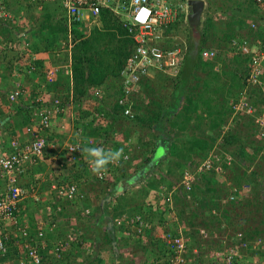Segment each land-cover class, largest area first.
<instances>
[{"label": "trees", "instance_id": "16d2710c", "mask_svg": "<svg viewBox=\"0 0 264 264\" xmlns=\"http://www.w3.org/2000/svg\"><path fill=\"white\" fill-rule=\"evenodd\" d=\"M121 1L127 2V0ZM172 1L174 2L175 0ZM180 1L183 2L184 0ZM32 4L42 9L44 18L41 26L43 27H46L47 22L50 21L49 18L51 16H47L50 11L56 13L60 12V16L57 19L58 22L56 21L50 29L47 27L48 31L46 32L47 35L44 40V47L48 48L50 56L48 64H66L68 61L66 57L68 58L69 54L70 71L66 72L61 69L55 74V77L49 81L46 77L48 64L46 65L42 58L38 56L39 47L37 48L36 46L32 49L28 45L20 52L17 51L18 59L22 62H20V64L18 63L16 68H14L10 64L12 60H8L0 77L14 83L18 81L17 77L22 76L27 79L28 83L33 85L34 91L32 93L30 92L31 99H25L28 103H23V106L17 105V110H15L13 115L6 113L8 115L5 116L0 110V114L5 121L4 124H6L8 128L29 124L32 113L40 106V102L36 101L40 93L44 92L46 98L45 102H43L44 104L49 103V94L63 101L62 93L64 91L62 90L63 92L59 93V85H64L65 92L66 89H71L72 99L70 101L73 104V110L78 111V117L88 122L86 124L95 123L94 112H98L102 115L101 117L104 123L102 127L94 132L96 136L92 141H88V139H90V134L88 132L84 135L83 138L86 140V143L79 145V151H75L76 154L74 157L69 156L70 154H68L70 158L64 157L65 162L63 163L62 170L67 169V175H64V179L51 180H55L58 184L62 182L73 183L83 196L71 200L60 197L55 200V208L51 215L62 216L63 219L61 221L54 217L52 219H42L44 221L48 243H45L47 246L46 249H41L40 243L37 242V246L42 255L41 264H44L45 259L48 257H50L49 259H55L64 264L74 263V259L78 258L79 253H81L80 250L85 251L81 248L78 241L70 245L62 258H55L50 253L51 242L55 239L65 237L72 231H81L80 238L83 240L96 241V245L93 246V251L88 254L85 259L83 258L80 264H97L95 263L96 259L98 263L101 262V258L99 257L101 246L103 247L105 244H108L115 248L116 244L118 245V233H121V228L125 225H120L118 227L116 220L121 219L120 217L122 214L125 212L129 214L139 212L146 215V213L151 212L150 217H154L151 206H146L143 204V201H136V199L133 200L134 203H132V206H125L118 201L115 204H110V202H108L107 205L109 206V210L106 211V199L102 197L103 206L99 216L96 215L99 206L96 204L92 205L93 207L91 206V201L97 200L103 194L112 196L113 190L108 187L109 185L113 186V184L106 178V169L102 172L101 176H98L97 173L91 170L89 165V160L91 158L84 149L91 147L93 143L99 145V139L102 138L103 140H112L111 136L119 131L124 135L122 140L125 139L127 141L131 139L132 134H138L135 127L140 128L139 133L143 129L149 130L146 141H143L141 137L136 135L135 139L138 141L137 147L129 148L128 146H124L123 148L125 150L123 151L125 152H122L120 159L109 163L107 166H120L124 171H127L131 167L132 171L146 174L145 169H147L148 166L150 168L151 165H155L157 161L153 163L155 154L157 153V147L160 145L167 154L163 156L167 158L168 156L171 157V166L170 164L166 165L165 162L167 158H165L160 166L157 165V171L152 170L151 174L146 177L147 186L145 190H143L142 196H145L146 190L148 191L149 188H153L155 185L163 184L166 180L172 183L173 178L177 180V173L179 174L183 168L195 162L193 156L197 155L199 158H202L208 153L210 148L215 145L222 150V154L227 152L233 157V164L237 166L235 168V175L230 177L227 182H224L226 180L220 182L218 180L219 177L214 174H202L198 183L194 184L188 192H182L184 196L180 199L182 201H180L177 196L174 197L175 201L179 204L175 214L181 222H185V224L190 227L189 232H187L192 237L193 244L198 245L199 252L197 254V260L195 259L196 264H213L208 256L209 253L206 250L204 251V249H200L201 245L202 247L207 245L209 250L219 249L220 246L222 247V242L219 238H214L213 233H219L221 229L226 227L228 230V226H232L233 231L241 230L242 240L247 242L258 237L262 239L263 245L261 248H258V250H253L248 246L247 256L252 259V255L256 252V264H264V154L261 153L264 149V138L258 139L256 137L257 130L250 116L233 114L228 103V98L235 96L244 85L243 80L248 67V64H246L247 59L238 55L232 59L225 60L219 53L213 60L198 61L199 51L210 45V42L209 44L207 42L208 38L219 41L220 46L224 45L225 49L226 42L233 37L239 29L247 27L245 17L239 16L236 13H229L228 17L230 20L224 23V31L218 36L219 38H213L212 35L209 37L210 29L213 28V23L210 20V16L206 14V16H208L207 25H204L203 36L199 39L197 52L195 53L193 51V41L190 31V34L187 35V39L189 38V42L190 44L192 42V44L187 47V49H184L183 62L177 75L174 77L164 76L166 79L160 76L161 78L158 83H154L166 87L167 85H163V82L172 80L171 91L168 93L171 94L168 95L170 97L166 98V100L161 97L164 103L155 100L154 90L151 87L153 79L143 77L139 82V88L133 92L131 97L133 116L129 117L123 114V106L119 105L116 98L121 95L122 91L120 71L126 58L131 53L134 41L127 34V29L122 25L120 14L115 13L110 6H101L98 15L100 25L95 24L90 28V31L85 34L84 32H79L78 26H80V24H78V22L72 21L69 28V22L63 15L64 8L59 0L44 2L34 0ZM239 5L240 4H231V8L237 9ZM47 6L52 8L48 9ZM256 8L257 7L253 6L249 1L245 9L247 12H256ZM183 20L182 18L179 19V25H177V22L175 28L183 25ZM185 29L184 26V30ZM69 33H71V35H69ZM249 35L263 39L264 24L259 25L258 28L253 31H249ZM69 43H71L70 47L68 46ZM164 46L171 48L177 47L167 44ZM220 51L221 48L218 49V52ZM62 55H65L63 62L61 61ZM218 63H220V66L218 69H215ZM30 69L31 71L28 72L27 70ZM198 69L205 73L202 77L194 73ZM157 75L159 74H156V76ZM261 79L264 82V78ZM19 83L21 84V82ZM200 84L201 86H199ZM100 85H102L103 91L105 89L106 92L103 96L96 97L90 92V89L101 87ZM21 88L27 89L23 84H21ZM150 91V97H153V99L149 100L148 104L152 101L157 106L156 110L148 107V105L140 107L136 101L144 92L148 93ZM247 93V97L251 104L260 110L264 103L261 87L258 84H254L248 88ZM65 94L68 96L67 93ZM23 97L24 95H22L20 99ZM180 97H182V99H180ZM91 99L95 101V105L98 102L92 109L88 106ZM14 103L16 102L12 104ZM103 105H106V107ZM58 115L68 116L63 113L56 114V116ZM9 117L11 120H9ZM107 118L111 119L109 130L108 128L107 130L104 129V125L107 121L109 122ZM74 121L76 125L81 128L83 126L87 128L88 126L80 121ZM115 123L120 126L119 130H113ZM227 124V129L222 131V125ZM236 125H238V127H236ZM96 126L97 125H95V127ZM131 129L136 133H131ZM119 145H122V143H119ZM114 149L112 151H116V148ZM124 154L128 156L126 163H123ZM130 156L131 158H129ZM228 182L238 187H240L242 183L248 184L250 187L249 193L251 195L241 198L240 200L224 201V195L227 193L228 189ZM260 183L262 185H260ZM216 184L221 185H219V189ZM96 189L99 190L100 195H94L93 199L89 201V192ZM75 204L81 206L80 211L74 209L73 212H70V206ZM89 205L91 210H89L88 214H83L85 206ZM236 205H244L247 208V210H245L246 213H249L247 219H250L253 225L248 226L247 224L246 226V224H243V222L247 220L245 219L246 217L243 216H238L239 221H235V224L232 223L231 214L236 208L233 209V206ZM189 206L190 208L193 207V209L190 210ZM204 208L208 211L214 208L217 213L204 214ZM257 212L260 213L259 217H257ZM104 214L110 215L107 219V221L110 222L109 225L101 220V215ZM83 217H85L86 220L87 218L90 220L84 222ZM161 217L163 216L159 214V219ZM196 217L200 219L198 225L207 228L209 232H211V236L208 239L202 240L199 237L200 241H198L197 229H193L197 224ZM29 221L32 222L31 218ZM52 224L54 225L52 226ZM173 226H178V223L173 222ZM172 231L175 232V229L173 228ZM136 241L139 242V240ZM140 244L139 242L138 245ZM156 245L160 247L161 243L157 241ZM22 253V249L18 250L17 247L11 244L3 259L9 260L12 264H17V258L22 255ZM119 255L117 258L119 259V264H127V261H124L125 259ZM46 263H48V261Z\"/></svg>", "mask_w": 264, "mask_h": 264}, {"label": "built area", "instance_id": "2783aa9c", "mask_svg": "<svg viewBox=\"0 0 264 264\" xmlns=\"http://www.w3.org/2000/svg\"><path fill=\"white\" fill-rule=\"evenodd\" d=\"M59 1L64 8L63 15L69 22V28L72 21L78 22L80 25L85 21L88 25L96 24L101 6H110L115 13L120 14L122 25L127 29V34L133 39L134 44L120 71L122 91L121 95L117 97V102L123 106V114L132 117L131 97L137 89L136 87L139 86L141 78L150 76L155 71H174L181 62L180 49L165 47L160 44L159 40L174 29L179 19L186 20L187 5L185 2H173L172 0ZM256 1L260 2L261 0ZM13 17L12 12L5 6V2L0 0V19L8 20ZM246 25L245 32L239 29L226 42L229 55L244 56L248 59L249 64L243 80V87L235 96L228 98V103L233 114L252 118L257 130L256 137L262 139L264 138V103L258 110L249 101L247 91L250 86L258 84L264 97V82L261 79L264 78V43L254 45L251 40L253 38L249 35V31L257 29L261 24L258 25L257 21L249 19L246 21ZM68 46L70 47L71 43ZM11 48L8 46L0 50V58ZM18 51L20 52V50ZM216 54L217 50L213 48H206L200 52L202 59H213ZM67 60L66 64L47 65L46 77L49 81L61 69L66 72L70 71L69 54ZM27 71L30 72L31 69ZM27 92L26 88H21L19 81H15L12 89L7 93V101L11 104L17 102ZM92 93L97 97L101 95L102 90L100 87H96ZM43 94L40 93L36 98V101L40 102V106L32 113L30 123L23 126L20 132H11L6 145L1 143V137L8 131V126L4 124L5 121L0 114V264L8 263V260L3 259V257L7 254L11 244L23 251L22 255L17 258V264H41L42 255L37 242L40 243L41 249L47 248L45 243L48 239H46L44 221L38 219L33 222L32 226V222L28 219L20 220L17 216L18 205L26 198L29 191L22 180L28 178L31 167L37 160L45 156L47 148L50 147L46 132L50 128L53 118L59 113L71 115V110L66 102L49 94V103L44 104L46 98ZM101 116V114L94 113L95 122L98 126L104 124ZM226 128L227 125H223V129ZM79 145L77 142L73 143L68 140L64 142L61 150L66 157L68 154L74 157L75 151H79ZM261 153L264 154V149ZM125 158H127L126 154L123 155V159ZM233 161L234 159L229 153L224 152L222 154L220 148L216 149V145L213 146L204 157L183 168L169 189L160 184L151 188L147 203L151 206L152 211L157 212L154 217L139 212L132 214L125 212L121 215V219L116 220L118 227L125 225L121 228L120 235L127 238L128 242L138 238L145 240L146 243L155 240L161 243L159 250L142 264H196L199 248L198 245L193 244L192 237L188 234L190 228L180 223L173 227L170 220L171 215L175 217L172 206L173 192H188L194 184L200 181L202 174L210 173L217 177L224 176L226 171L228 172L229 169L233 168ZM101 174L99 173L98 176ZM228 184L230 190L224 198V201L227 202L240 200L243 196L242 189L244 188L246 191L250 189L246 183H242L240 187L232 183ZM50 187L55 197L52 202L45 205L47 214L54 211L56 199L64 197L71 200L83 196L73 183L62 182L58 184L54 180L51 181ZM205 211L210 214L217 213L214 208L209 211L204 210V213ZM159 214L163 216L160 219ZM173 228L175 232L172 231ZM220 231L213 233V236L219 238L222 247L209 250L207 245L204 247L201 245L200 248L209 253L210 261L213 264H242L241 261L247 257L248 246L253 250H258L263 245L260 237L250 241L251 243L242 240L241 230L228 233L229 231H225L224 228ZM79 236L80 232L72 231L63 238L53 240L50 253L55 258H62L65 251L76 241L82 247L88 248V244L83 242ZM210 236L211 232L207 228L198 229V241H200L199 237L204 240ZM255 257H257L256 252L252 255V258Z\"/></svg>", "mask_w": 264, "mask_h": 264}, {"label": "crops", "instance_id": "0c3cea01", "mask_svg": "<svg viewBox=\"0 0 264 264\" xmlns=\"http://www.w3.org/2000/svg\"><path fill=\"white\" fill-rule=\"evenodd\" d=\"M3 1L5 2V6L9 9L10 12H12L14 17L12 19H8V20H1L0 19V50L5 49L8 46L12 47L11 49H8V50L6 49L7 50L6 53L3 55L2 58H0V74H1V72H3V68L5 67L6 62L8 60H10V59L12 60V62L10 64L14 68H16L18 63L20 64V62H22V61H19V59H18L17 51L18 50L21 51V49H25L28 45L32 49L36 46H37V48L39 47L38 49H40V50L38 51V56L41 57L43 62L46 63V65H47L49 63V59H50V56L48 53V48L44 47L45 46L44 40H45V37L47 35L46 32L48 31L47 27L49 29L52 28L51 26L54 25L55 22L57 21V19L59 18L60 12L56 13L54 11H50L49 15L46 14L47 16H51V17L49 18L50 21L47 22L46 27H43V26H41L42 20L44 18L43 14H42V9L40 7L32 4L31 0H16V1H14V0H3ZM204 1H205V5L203 8V12L200 16V23L198 24V30L200 33V38L203 36L202 33H203L204 25H207V19H208L207 17L208 16H206V12H207V9L209 8L207 6L210 5V2L208 3L207 0H204ZM221 1L222 0H220L218 7H216V5L214 4V11L212 12L211 15H209L211 18L210 20L213 22V28L211 29V31L214 32L215 34L216 33L219 34V28H220L221 24H223V27H225V25H224L225 22H223V23L220 22L218 20L219 16H217V14L219 15L220 13H218L219 11L216 8H220ZM247 1L248 0H236L234 4H236V5L241 4L246 8L248 5V2H249V1L248 2ZM251 3L255 7L258 6V5H256L255 2H251ZM47 7H48V9L52 8L50 6H47ZM258 8H256V12L249 11L246 13V16H248V18L245 20V23L247 20L253 19V20L257 21L258 25L264 24L263 23L264 22V5L263 6L260 5V6H258ZM257 9H258V11H257ZM214 19L218 20L217 25L215 24ZM183 21H184L183 25H186L187 21H185V20H183ZM96 22H97L96 25H98V24L100 25L99 19ZM94 25L95 24L88 25L87 22L85 21L80 26H78L79 32H82V33L84 32L86 34L90 31V28H92ZM177 25H179V22L177 23ZM180 26H181V28L184 29V26H182V25H180ZM180 26H179V28H180ZM202 26H203V29H202ZM241 30L245 32L244 29H241ZM212 36H216V35H212ZM251 40H252L254 45H257V43H263L264 42V38L263 39L262 38L261 39L256 38V39H251ZM212 41H214V40L209 39L208 44L210 42V45L214 46L215 43ZM191 44H192V42H191ZM193 44H192V47H193ZM184 48H185V46H184ZM193 51H194V49H193ZM184 53H183V56H184ZM4 56H6V57H4ZM64 59H65V55H62L61 61L63 62ZM66 60H67V57H66ZM154 78H155V75H154ZM17 79L19 82H21V84H23L27 87L28 92L22 99L18 100L14 104H11L7 101V93L12 89L13 83H12V81H9V80L7 81V80L0 77L1 111H2L3 115H5V116L8 115L6 113L13 115L15 113V110H17L18 104L23 106L22 105L23 103L24 104L28 103V101H26L25 99H27V100L31 99L30 92L32 93L34 91L33 85L28 83L27 79L23 78L22 76L17 77ZM172 83L173 82H171V86H172ZM64 84H65V82H64ZM100 86L102 87V85H100ZM58 91H59V93L63 92L62 93L63 95H66L65 93H67V94L69 93V95L72 94L71 89H69V90L66 89V92H65L64 85H59ZM92 91H93V89H90V92H92ZM103 92L104 93L106 92L105 89ZM180 99H182V97H180ZM106 102H107V100H106ZM97 104H98V102L96 103V105ZM96 105H95V101L91 99L88 106H89V108L92 109V107L96 106ZM103 106L106 107V105H103ZM69 108L72 111L71 115H68V116L58 115V116H55L54 119L52 120L51 126L46 132V136L48 137L50 147L47 148V150L45 152V156L43 158L37 160L36 163L31 167V169H30L31 173L28 175V178H25V180H22V183L25 186H27L29 191L27 193L26 198H24L19 203L18 208H17V216L19 217L20 220H23V219L30 220V218H31L32 222H35L38 219H45L46 220L48 218L52 219L53 217L59 221H61L63 219L62 216L60 217V216H58V215L56 216L54 214L51 215V213H49L50 215H48L46 210H45V205L52 202V200H54V197H55V194H54L53 190H51V187H50L51 180H53V179L61 180V179H64V175H67V169L62 170V167L64 165L63 163L65 162L64 161L65 155H64V152L61 150L62 146H63L64 142L68 141V140L72 141L73 143L74 142H77L79 144L86 143V140L83 137H84V135H86L87 132L90 134V136L87 135L90 137V139H88V141H92V139H94V137L96 136V133L94 134V132H96L97 129H99L100 127L103 126V125L98 126L97 124H95L96 122L94 123L95 125H97L96 127L94 124H86L88 122H86L83 118L78 117V115H77L78 111L73 110V104L69 105ZM108 119L109 118H107V120ZM9 120H11L10 117H9ZM74 120L80 121V122L88 125L87 128L85 126H83L82 128L77 126L76 122ZM110 123H111V119H109V122L107 121V123L104 125L105 130H107V128L109 130ZM114 125H115V127L113 130H116V129L119 130L120 129V126L118 124L115 123ZM22 128H23V126H16L14 128L9 127L6 134L3 137H1V143L3 145H6L8 137L11 134V132H15V133L20 132V130ZM135 130H136V132H139L140 128L135 127ZM109 133H111V132H109ZM131 133H135V132H133V130L131 129ZM123 136L124 135H122V132H120V131L116 132L113 136H111L112 140H109V139L103 140V138H102V139H99L100 140L99 145L96 143H93L91 145V147L102 146L105 148V150H109V151H112L114 148H116V150H119V149L125 150L123 148L124 146H128L129 148L137 147L138 141L135 139V137H136L135 135L133 136V134H132L131 136H133V137H131V139H129L127 141L125 139L122 140ZM119 139H121V140H119ZM119 143H122V145H119ZM123 152H125V151H123ZM129 155H131V154H129ZM129 158H131V156ZM123 161H124L123 163H126V159ZM155 161H156V163H155ZM162 161H163L162 156L161 157L157 156V158H155V160L153 162V163H155V165H151L150 168L148 166L147 169H145L146 174H142V173H139L137 171H132L131 167L127 171L125 170L126 171L125 172L123 169H121L120 166H112V165H110V167L107 166L105 175H106V178L108 179V181L113 184V186L109 185V187H108L109 189L113 190V193H112L113 195L108 196L107 194H105V195L103 194L97 200L93 201L91 206L94 205V203L99 206L98 211L96 212V215L99 216L100 213L102 212V210H101V208L103 206L102 197H105V199H106V204H105L106 205V208H105L106 211L109 210V206L107 205L108 202H110V204H115L118 201V202H120V204H123L125 206H129V205L132 206V203H134L133 200L136 199V201H141V202L143 201V204H145L146 196H142L141 194L147 186L146 185V182H147L146 177H148L151 174L152 170L153 171L156 170V168L158 167L157 165L160 166ZM146 193H147V190H146ZM94 195L95 196L100 195L98 189L89 192L90 198L88 200L90 201V199H93ZM176 196L178 197L179 200L182 199V197H184L180 193L177 194ZM176 196H174V197H176ZM174 197H173V202L177 208V206H179V204L177 203V201H175ZM180 201H182V200H180ZM89 208H91L90 205L85 206V209L89 210ZM101 216H102L101 220L103 222H106L109 225L110 222H108L107 219L110 217V215L104 214ZM133 242L135 243V240L131 241L129 245H126V243H124V241L122 239H119V244L118 245L116 244L118 252H122V254L124 256L128 257L127 256L128 251H126V250H128L129 247H131V248L135 247L134 246L135 244H133ZM139 242L141 244L142 243L145 244L143 240L139 241ZM139 242L136 241V246L139 244ZM113 248H114V246H113ZM114 249H112L113 255H115ZM108 252H110V251L109 250H103L102 251L103 256L104 255L106 256V254ZM117 263L119 264V259L114 258L113 264H117ZM134 263H138V261H134ZM7 264H12V263L9 262V260H8ZM124 264H126V263H124Z\"/></svg>", "mask_w": 264, "mask_h": 264}, {"label": "rangeland", "instance_id": "374dc122", "mask_svg": "<svg viewBox=\"0 0 264 264\" xmlns=\"http://www.w3.org/2000/svg\"><path fill=\"white\" fill-rule=\"evenodd\" d=\"M236 1V0H235ZM235 1L234 0H222L221 1V4H220V7H222V8H216V9H218V13H220L219 15L217 14V16H219L218 17V20L220 21V22H229V17H228V14L229 13H236V14H238L239 16H246V13H247V11H246V9H245V7L243 6V5H241L240 4V6L236 9H232L231 7V4H234L235 3ZM249 1V0H248ZM247 1V2H248ZM207 2L209 3L210 2V5L209 6H207V7H209L208 9H207V12H206V14H208V15H211L212 14V12L214 11V4L216 5V7H218L219 5V3H220V0H207ZM248 6V5H247ZM230 7V8H229ZM246 19L248 18V16L247 17H245ZM250 18V17H249ZM218 20L217 19H214V21H215V24L217 25L218 24ZM213 23V22H212ZM182 26H185V30L183 29V28H181V26H180V28H179V26H178V28H175L174 29V31L172 32V33H167V35H164L163 36V42H162V44L163 45H175V46H177V47H179L180 49H181V51L183 52L184 51V49H187V47H189L190 46V42H189V38L187 39V35L188 34H190V28H189V26L186 24V25H182ZM202 29H203V26H202ZM224 27H223V24H221L220 25V28H219V34L221 35L222 34V32L224 31ZM221 32V33H220ZM219 34H215L214 32H212L211 31V29H210V33H209V37L211 36V35H216V36H212L213 38H215V37H218L219 36ZM219 38V37H218ZM252 38L253 39H256V37H253L252 36ZM209 39H211V38H208V40ZM208 42V41H207ZM214 43H216V45H214V47L217 49H220L221 48V51L219 52L221 55H222V51H223V49H224V45L223 46H220V44H219V41H217V40H214ZM184 46H185V48H184ZM185 52V51H184ZM225 58H227L226 56H224ZM197 76H199V77H202L205 73L203 72V71H200V69H198V70H196V72H194ZM160 76H162L163 78H165L166 79V77H164V76H168V75H165V74H162L161 73V75L159 74V75H157V76H155V78H154V75L153 76H151V77H149V78H151V79H153L152 80V89L154 90V99L155 100H157V101H160L161 103H164V101H162V99H161V97H163L164 98V100H166V98H168V97H170V96H168V95H171V94H168L170 91H171V82H172V80L171 81H169V82H163V85H167L166 87H163V86H160V85H156V84H154V83H158V81H159V79L161 78ZM199 86H201V84L199 85ZM152 91V90H151ZM151 91L150 92H148V93H145L144 92V94H142V95H138L139 97H138V99H136V101L138 102V105L140 106V107H143V106H146V105H148V107H150V108H153V109H157V106L152 102V101H150V104H148V101L149 100H152L153 99V97H150V93H151ZM139 94H140V92H139ZM149 96V97H148ZM193 100V99H192ZM242 120H244V119H242ZM236 127H238V125H236ZM149 132V130H147V129H143L142 131H140V133L138 132V134H133V136L135 135H138L139 137H141V139L143 140V141H146V138H147V134H149L148 133ZM136 133V132H135ZM133 136H131V137H133ZM219 147L218 146H216V149H218ZM164 150V148L160 145V146H158L157 147V153L155 154V158H157V156H159V157H161L162 156V160H165V158H167V157H165L167 154L163 151ZM163 155H165V156H163ZM193 158H194V160L196 161L197 159H200L197 155L196 156H193ZM166 165L167 164H170V166H171V157H169L168 156V158H167V160H166ZM237 166L236 165H234L233 166V168L232 169H229V171L227 172L226 171V174L224 175V176H222V177H219L218 178V180L220 181V182H222V181H224L225 179L226 180H229V178L230 177H232L233 175H235V173H236V168ZM179 177V175H178V173H177V175H176V179ZM219 182V183H220ZM224 182H227V181H224ZM165 184H166V186H168L169 184H171V182L170 181H168V180H166L165 182H164ZM259 183V182H258ZM217 186H218V189L220 188V186L218 185V184H216ZM260 185H262L261 183H260ZM229 188L227 189V193L226 194H228V192H229ZM243 191V196H242V198H244V197H249L251 194L249 193L250 191L248 190V192L243 188L242 189ZM219 192V191H218ZM223 193V192H222ZM225 196V195H224ZM93 203V201H91V204ZM182 203V202H181ZM180 203V204H181ZM95 204V203H94ZM69 207V206H68ZM236 207V208H235ZM80 208H81V206L79 205V204H75V205H72V206H70V212H73V210L74 209H78V211H80ZM235 208V209H234ZM233 209H234V211H232V214H231V220L233 221L232 223L233 224H235V221L237 222V221H239V217L238 216H243V217H246L245 219H247L248 218V216H249V213H246L245 212V210H247V208L243 205H240V206H238V205H236V206H233ZM83 210V209H82ZM89 210H91V208H89ZM83 214H88V212H86L85 211V209H84V212H83ZM260 216V213H258L257 212V217H259ZM84 218V222H88L90 219L89 218H87V220H86V218L85 217H83ZM92 221V220H91ZM247 221H249V222H247ZM73 222H74V220H73ZM243 224H246V226H247V224H248V226H251V225H253V223H252V221L250 220V219H247L246 220V222H243ZM245 226V225H244ZM263 227H264V225H263ZM227 228V227H226ZM225 228V231H229L228 233H230V231H233V228H232V226H228V230ZM91 240H86V242L87 243H89L88 245L90 246V247H92L93 248V246L94 245H96V241L94 242V240H92L91 242H90ZM145 241V240H144ZM156 242L157 241H155V242H151V243H146L145 245H142V244H140V245H137L136 246V244L134 245L135 247L134 248H131V247H129V249L128 250H126V251H128V253H127V256L128 257H126V256H124L123 254H122V252H118V250H117V247H115V249L113 248V247H111V246H109L108 244H105L103 247L101 246L100 247V255H99V257L101 258V262H97V259H96V261H95V263H97V264H113V259L115 258V259H117L118 258V255L119 256H122L125 260L124 261H127V263L129 262V263H133L134 261H138L139 263H142V262H145L146 260H148L150 257H152L157 251H158V247H157V245H156ZM136 243V242H135ZM149 244V245H148ZM90 249L91 248H88L87 250H85V251H82V250H80V252L81 253H79V257L78 258H75L74 259V263L73 264H80V261L84 258H86V256L89 254V252H90ZM112 249H114V251H115V255H113V253H112ZM103 250H109L110 252H108L107 254H106V256L104 257L103 256V254H102V251ZM154 250V251H153ZM130 253V254H129ZM99 254V253H98ZM50 257H48L47 259H45V262H44V264H64L63 262H58V261H56L55 259H49ZM255 259V260H254ZM130 260V261H129ZM48 261V263H46ZM241 263L242 264H256V257L255 258H252V259H250L249 258V256H247V257H245L242 261H241ZM118 264V263H117Z\"/></svg>", "mask_w": 264, "mask_h": 264}, {"label": "clouds", "instance_id": "9594fccd", "mask_svg": "<svg viewBox=\"0 0 264 264\" xmlns=\"http://www.w3.org/2000/svg\"><path fill=\"white\" fill-rule=\"evenodd\" d=\"M176 2H180V3H182V1H180V0H175ZM250 2H255L256 3V5H258V6H260V5H264V0H261L260 2H258V1H256V0H249ZM185 2V4H186V0H184L183 1V3ZM187 5V4H186ZM258 6H256L257 8H258ZM259 9V8H258ZM258 9H257V11H258ZM202 12H203V10H202ZM202 14V13H201ZM244 17H247V16H244ZM245 20H246V18H245ZM185 21H187V18H186V20ZM200 23V22H199ZM187 24H188V22H187ZM188 26H189V24H188ZM190 27V26H189ZM174 29H175V27H174ZM174 29L171 31V32H168V33H172L173 31H174ZM191 35V34H190ZM200 39V38H199ZM159 42H160V44L161 45H163L162 44V42H163V38L161 39V40H159ZM164 46V45H163ZM198 46V45H197ZM174 48H179V47H174ZM206 48H213V49H215V50H217V54H216V56L219 54V52H218V48L216 49L214 46H211V45H208L207 47H205V48H203V49H206ZM180 49V48H179ZM202 49V50H203ZM197 50H198V48H197ZM197 50L196 51H194L195 53L197 52ZM202 50H200L199 51V59H198V61H206V60H213V59H202V57L200 56V52L202 51ZM180 51H181V49H180ZM183 53H184V51L182 52L181 51V62H180V64L178 65V67L174 70V71H171V72H163V71H155V72H152L151 73V75L150 76H146L147 78H149V77H151V76H153V75H155L156 76V74H165V75H168V76H171V77H174V76H176L177 75V73H178V71L180 70V67H181V64H182V62H183ZM224 56H226L227 58H225ZM235 56H238V55H229L228 54V49H224L223 51H222V57L225 59V60H229V59H232V58H234ZM242 57H244V56H242ZM246 58V57H245ZM247 59V58H246ZM246 64H248V59H247V63ZM249 65V64H248ZM219 66H220V63H218L217 65H216V67H215V69H218L219 68ZM96 87H94V88H91V89H95ZM101 88V90H102V93H101V95L100 96H97V97H101V96H103L104 95V92H103V89H102V87H100ZM139 87H137V89H138ZM136 89V90H137ZM93 92V91H92ZM91 92V93H92ZM93 94V93H92ZM60 95H62V94H60ZM62 97H63V102H66L68 105H72V102L70 101L72 98H71V94L69 95V93H68V96L67 95H62ZM117 99V98H116ZM130 107H131V104H130ZM131 110H132V108H131ZM133 111V110H132ZM94 113H98V112H94ZM71 114H72V111H71ZM98 114H100V113H98ZM227 126H228V124H227ZM227 129V128H226ZM226 129H223V125H222V131H224V130H226ZM84 151H86L87 153H88V155H89V157L91 158L90 160H89V165H90V167H91V170L93 171V172H95V173H97V174H99V173H102L105 169H106V167H107V165L109 164V163H112V162H115V161H117V160H119L120 159V157H121V155H122V152H123V149H119V150H116V151H109V150H105V148L104 147H102V146H94V147H88V148H86V149H84ZM126 160L128 159V156H127V158H125ZM125 159H123V160H125ZM191 164H189L188 166H190ZM226 180V179H225ZM175 181V178H173V181H172V183ZM227 181V180H226ZM171 183V184H172ZM198 183V182H197ZM228 183H230V182H228ZM171 184L170 185H168V186H166V184L165 183H163V184H160V185H163V186H165L166 188H170L171 187ZM228 185V187H229V184H227ZM152 188V187H151ZM151 188H149V190L147 191V193H146V201H145V205L146 206H150L148 203H147V201H148V195H149V193H150V191H151ZM250 188V187H249ZM249 191H250V189H249ZM182 192H184V191H175V192H173V197L174 196H176L177 194H182ZM247 192H248V190H247ZM226 195V194H225ZM224 198H225V196H224ZM188 200H189V198H188ZM172 206L174 207V216L175 217H173L172 215H171V217H170V220H171V223H172V226H173V222H177L178 223V225H179V223L181 224V225H186L187 226V224H185V222L183 223V222H181L178 218H177V216H176V214H175V211H176V206H175V204H174V202H173V199H172ZM178 207V206H177ZM189 208H190V206H189ZM193 209V207H191L190 208V210H192ZM86 210V209H85ZM88 210V209H87ZM204 210H206L205 208L203 209V213H204ZM151 211H152V209H151ZM86 212H89V210L88 211H86ZM154 212V215L157 213L156 211H153ZM151 214V212H149V213H146V215H150ZM204 214H206V211H205V213ZM196 221H197V224L193 227V229L195 230V229H197V233H198V229L199 228H205V227H202V226H200V225H198L199 223H200V219H199V217H196ZM174 227V226H173ZM188 228H190L189 226H187ZM193 230V231H194ZM192 231V232H193ZM80 234H81V231H80ZM79 238H80V236H79ZM83 242H86V240H83L82 238H80ZM118 239H122L123 241H124V243H126V245H129L130 244V242H128L127 241V238H125V237H122L121 235H120V233H118ZM135 240V242H136V240H139V241H142V239H134ZM144 241V240H143ZM87 243V242H86ZM144 243L146 244V242L144 241ZM87 244H89V243H87ZM118 244H119V242H118ZM133 244H136V243H134L133 242ZM145 244H143V245H145ZM73 245V244H72ZM132 245V244H131ZM149 245V244H148ZM81 248H83V250H87L88 248H91L90 249V252H89V254L93 251V248L92 247H90L89 245H88V248H86V247H82V245H81ZM158 250H159V247H158ZM209 256V255H208ZM206 259H208V258H206ZM134 263V262H133ZM139 263V262H138ZM142 263H144V262H142ZM142 263H140V264H142ZM128 264H130V263H128Z\"/></svg>", "mask_w": 264, "mask_h": 264}, {"label": "water", "instance_id": "95a60500", "mask_svg": "<svg viewBox=\"0 0 264 264\" xmlns=\"http://www.w3.org/2000/svg\"><path fill=\"white\" fill-rule=\"evenodd\" d=\"M187 4V22L190 26L191 37L193 41V49L197 50V45L200 38L198 30V24L200 22V16L205 5L204 0H186ZM118 189V188H117Z\"/></svg>", "mask_w": 264, "mask_h": 264}]
</instances>
